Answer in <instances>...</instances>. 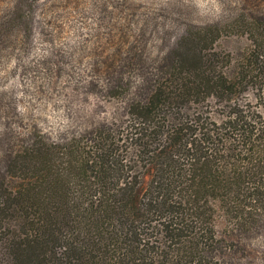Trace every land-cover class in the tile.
I'll use <instances>...</instances> for the list:
<instances>
[{
	"label": "trees",
	"instance_id": "trees-1",
	"mask_svg": "<svg viewBox=\"0 0 264 264\" xmlns=\"http://www.w3.org/2000/svg\"><path fill=\"white\" fill-rule=\"evenodd\" d=\"M225 32L248 40L236 56L214 49ZM121 63L86 78L127 87L122 121L9 146L0 263L253 264L264 255L247 240L264 228V0L188 33L155 73L132 81Z\"/></svg>",
	"mask_w": 264,
	"mask_h": 264
},
{
	"label": "rangeland",
	"instance_id": "rangeland-1",
	"mask_svg": "<svg viewBox=\"0 0 264 264\" xmlns=\"http://www.w3.org/2000/svg\"><path fill=\"white\" fill-rule=\"evenodd\" d=\"M246 1L0 0V20L14 18L0 30V173L9 146L29 131L56 137L127 116V87L99 91L86 78L89 67L125 61L122 72L132 81L155 73L188 33L220 22L233 4ZM247 43L225 32L214 49L236 56ZM247 97L254 101L251 92ZM247 240L252 247L260 242L264 253V228ZM254 261L264 264V255Z\"/></svg>",
	"mask_w": 264,
	"mask_h": 264
}]
</instances>
